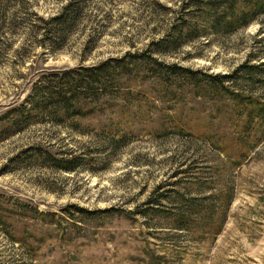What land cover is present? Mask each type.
Masks as SVG:
<instances>
[{"label": "rangeland", "instance_id": "374dc122", "mask_svg": "<svg viewBox=\"0 0 264 264\" xmlns=\"http://www.w3.org/2000/svg\"><path fill=\"white\" fill-rule=\"evenodd\" d=\"M68 1L0 0V115L21 104L45 73L147 49L177 24L184 3L186 19L199 27L206 23L205 5L197 0H79L82 13L61 48L51 51L45 46L49 35L43 37L46 22ZM210 26L204 38L159 60L212 76L264 62V16L226 36ZM204 85L174 78L167 93L146 82L141 120L128 124L132 134L123 147L52 125L32 126L0 143V215L12 231L7 235L0 225V264H264V136L257 120L249 129L261 142L223 176L233 198L217 237L202 234L210 224L209 203L186 231L150 212L132 214L171 189L216 202L214 176L222 167L214 165L209 144L191 131H235L242 123L229 95ZM224 87L264 97V85L247 78ZM47 155L75 156L80 166L55 169ZM157 187L165 188L155 193ZM163 203L166 215L178 207L176 201ZM18 238L23 244L14 242Z\"/></svg>", "mask_w": 264, "mask_h": 264}, {"label": "trees", "instance_id": "16d2710c", "mask_svg": "<svg viewBox=\"0 0 264 264\" xmlns=\"http://www.w3.org/2000/svg\"><path fill=\"white\" fill-rule=\"evenodd\" d=\"M196 2L205 5L203 13L206 23L200 24V27L194 25L192 19L185 18L188 15H185L184 10L189 4L184 3L176 17L179 23L170 24L164 36L152 41L147 49L133 53L128 51L119 58L107 59L96 66L48 72L40 76L21 104L0 115V143L32 126L52 125L64 127L76 134H94L97 142L119 148L130 140L128 136L132 134V127H128V124L141 120L143 86L146 82L162 85L169 93L173 79L184 78L194 84L201 82L208 89L211 86V89L219 94L225 92L229 95V101L240 110L238 120L242 123V128L235 131H215L202 126L195 132L191 131V134L203 138V142L209 144L213 152L210 149L209 151L215 159L214 165L222 167L214 176V182L217 183L214 194L216 202L203 203L197 194L185 193L179 188L178 191L171 189L158 193L155 198L150 197L137 208L138 213L132 212L133 215L141 216L149 212L151 216L156 214L157 217L171 220L172 229L186 231L188 221L199 217V209L209 203L211 205L207 210L210 224L203 229L202 234L210 238L217 237L233 198L232 185H225L227 181H224L223 176L226 172L229 173V169L239 168L249 155L250 149L261 142L262 137L258 139V132L252 133L249 129L254 120L259 122L264 136V97L239 93L224 87V84L226 81L236 82L242 77L264 85V62L256 65L245 62L228 75L212 76L168 65L160 61L159 56L174 54L184 46L204 38L209 22L212 32L223 36L246 28L254 20L264 16V0H244L241 5L237 4V0ZM82 11L81 1L69 0L55 17L46 22L43 37H50L47 39L48 45H45L49 50L61 48ZM199 75L203 79H200ZM196 77H199L198 81H195ZM185 130L182 132H189ZM157 134L165 136V133L159 135L160 131H157ZM45 158L50 167L66 172H73L80 166L79 159L75 156L69 160L55 159L51 155ZM163 188L165 187H157L155 193ZM220 196L222 199L216 208L215 203ZM174 201L178 207L167 211L169 213L166 215L167 207L163 202L169 204ZM34 212L43 215L36 209ZM216 220L218 222H214ZM0 225L7 235L12 234L9 226L4 225L1 215ZM13 240L18 244L22 243L19 238Z\"/></svg>", "mask_w": 264, "mask_h": 264}]
</instances>
